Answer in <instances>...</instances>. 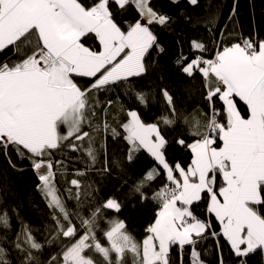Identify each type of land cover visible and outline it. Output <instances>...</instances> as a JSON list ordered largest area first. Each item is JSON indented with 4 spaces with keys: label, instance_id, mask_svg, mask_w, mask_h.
<instances>
[{
    "label": "snow or ice",
    "instance_id": "1",
    "mask_svg": "<svg viewBox=\"0 0 264 264\" xmlns=\"http://www.w3.org/2000/svg\"><path fill=\"white\" fill-rule=\"evenodd\" d=\"M187 3L199 6V0ZM130 12L136 13L134 22L117 21ZM234 15L235 7L229 19ZM184 19L193 26L203 23L209 32L216 24L214 16ZM172 22L152 0H0V154L14 171L25 169L13 155L28 162L51 211L42 242L15 208L11 212L20 224L13 232L3 196L7 189L0 187V264H127L129 254L132 264H173L174 247L179 264H184L186 248L189 264H207L198 245L209 237L216 239L217 249L223 238L237 264H248L258 251L264 257V40L246 37L225 44L213 39L211 56L208 44L190 41L191 56L176 63L189 79L201 77L208 112L185 115L169 89L161 88L162 110L147 122L120 95L113 98L123 87L139 106L149 108L155 101L153 92L137 91L133 80L146 77L155 63L153 54L164 52L154 27ZM88 38L97 46H87ZM178 121L196 138L190 144L180 137L175 141L193 154L187 168L166 159L170 142L163 128ZM109 135L127 141L129 166L142 151L162 166L133 186L142 202L151 200L158 209L142 241L123 220L105 217L106 210H121L119 201L109 197L97 203L98 190L78 178L67 180V164L57 159L68 149L82 153L76 159L85 164L74 177L93 170L106 173ZM98 142L105 150L103 161ZM160 175L166 183L149 196L145 188ZM57 177L65 180L63 191ZM67 201H75L73 209ZM201 203L219 231L211 219L196 215ZM101 221L108 227L101 228ZM46 248L58 251L41 259ZM219 264H225L222 255Z\"/></svg>",
    "mask_w": 264,
    "mask_h": 264
},
{
    "label": "trees",
    "instance_id": "2",
    "mask_svg": "<svg viewBox=\"0 0 264 264\" xmlns=\"http://www.w3.org/2000/svg\"><path fill=\"white\" fill-rule=\"evenodd\" d=\"M152 6L157 10L163 11L172 16L173 22L168 27H154V31L159 38V42L164 48V52L157 55L153 54L151 60L155 61L149 74L142 79H134L133 83L138 84L137 91H151L155 95V101H150L149 108L138 105L133 96L126 92V89L119 88L113 93L120 95L121 100L128 108H138L145 121L153 122L154 117L158 116L162 110L161 88H168L174 95L178 108L185 115H191L194 111L197 115L201 111L208 112V107L204 103L201 92L203 88L202 79L199 75L195 79H189L180 72L177 66V59L182 56L190 57L192 49L190 41L198 38L208 44L209 52L207 55H213L215 47L213 39L219 41L223 39L225 44L235 43L244 37H252L257 40H264V0H199V6L193 8L187 3V0H180L179 4H173L171 0H152ZM235 7V15L229 19ZM190 15L193 20L214 16L215 26H209L212 31L203 24L191 25L186 23L184 16ZM136 13L121 14L117 16V21L124 25V22H134ZM126 26V25H125ZM223 31V37L220 36ZM87 46L96 47L97 41L88 38L85 41ZM9 56L11 54L9 53ZM9 57H4L7 59ZM15 59L14 56H11ZM86 83V80H81ZM219 107V105H217ZM241 111L246 115L247 110L243 104H240ZM85 130H89L87 127ZM163 135L170 142L166 150V159L170 165L179 163L183 167H188L191 163L193 154L189 148H185L175 143L178 137L184 138L187 143L195 142V137L191 136L187 125L178 121L172 127H164ZM103 138L101 134L100 139ZM106 159L109 165V171H89L85 177H74L76 170H84L85 164L77 157L82 153L72 152L65 149L64 153L57 154V159H63L67 164V180L78 178L91 184L98 191L95 193L97 203H102L109 197L115 198L122 204L121 210L117 213L114 210H106L104 215L107 218H119L126 223L127 230L137 240L142 241L145 236V228L150 224L157 212L156 204L151 200L141 201L138 194L133 191V186L149 170L162 167L146 151L138 153V159L129 166L126 159L129 145L122 138L112 139L109 135L105 141ZM96 147L100 149L101 161L105 158V150L100 148L99 142ZM13 161L19 168L25 169L23 172L14 171L6 159L0 154V187H5L7 191L3 194L5 203L9 208V214L12 216L13 232L19 231L20 221L16 215L11 212L15 208L22 221L29 224L35 231L34 234L42 242L46 235L45 229L51 223V211L47 207L45 200L36 189L37 178L28 167L27 161H19L12 156ZM118 162V163H116ZM102 167V163L96 166ZM166 182L165 176L160 175L150 186L145 188L149 196L160 188ZM57 186L63 191L66 186L65 180L57 177ZM68 207L73 209L75 201H67ZM195 213L201 219H211L214 230L219 231L218 222L206 212L205 204L201 203ZM87 215V211H85ZM108 225L101 221V228H107ZM4 231L0 229V232ZM103 240L101 233H97ZM14 239V234L12 235ZM222 247L217 249L216 239L209 237L198 245L202 252L203 259L207 264H219V257L222 255L225 264H237L236 258L230 251L228 243L221 238ZM51 251H58V248H46L41 255V259H46ZM178 249H172L173 264H179L177 255ZM127 264H132L131 254L127 257ZM184 264H189V252L184 251ZM248 264H264V257L258 251L248 259Z\"/></svg>",
    "mask_w": 264,
    "mask_h": 264
},
{
    "label": "built area",
    "instance_id": "3",
    "mask_svg": "<svg viewBox=\"0 0 264 264\" xmlns=\"http://www.w3.org/2000/svg\"><path fill=\"white\" fill-rule=\"evenodd\" d=\"M244 38H246V37H244ZM213 55H214V53H213ZM166 183V182H165ZM197 215V214H196Z\"/></svg>",
    "mask_w": 264,
    "mask_h": 264
},
{
    "label": "crops",
    "instance_id": "4",
    "mask_svg": "<svg viewBox=\"0 0 264 264\" xmlns=\"http://www.w3.org/2000/svg\"><path fill=\"white\" fill-rule=\"evenodd\" d=\"M192 153V152H191ZM193 158V157H192ZM190 165V164H189ZM187 168V167H186Z\"/></svg>",
    "mask_w": 264,
    "mask_h": 264
}]
</instances>
